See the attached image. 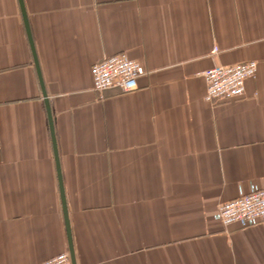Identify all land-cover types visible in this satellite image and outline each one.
<instances>
[{"label":"crops","instance_id":"1","mask_svg":"<svg viewBox=\"0 0 264 264\" xmlns=\"http://www.w3.org/2000/svg\"><path fill=\"white\" fill-rule=\"evenodd\" d=\"M124 51L138 88L94 90ZM263 187L264 0H0V264H264V222L218 216Z\"/></svg>","mask_w":264,"mask_h":264},{"label":"built area","instance_id":"2","mask_svg":"<svg viewBox=\"0 0 264 264\" xmlns=\"http://www.w3.org/2000/svg\"><path fill=\"white\" fill-rule=\"evenodd\" d=\"M218 52V48H214ZM257 62L254 60L231 65L216 64L202 75L206 82L205 99L233 100L244 95L246 80L254 77ZM145 68L127 53L120 52L96 62L91 68L93 89L99 92L118 88L129 92L138 88V80ZM218 216L225 226H253L264 222V187L241 192L218 207ZM37 264H72L68 252L59 253Z\"/></svg>","mask_w":264,"mask_h":264}]
</instances>
